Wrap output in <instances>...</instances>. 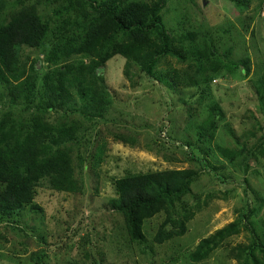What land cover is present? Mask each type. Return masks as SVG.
I'll return each mask as SVG.
<instances>
[{
    "label": "rangeland",
    "instance_id": "374dc122",
    "mask_svg": "<svg viewBox=\"0 0 264 264\" xmlns=\"http://www.w3.org/2000/svg\"><path fill=\"white\" fill-rule=\"evenodd\" d=\"M4 1L3 20L29 9L49 24L42 46L21 48V59L27 65L34 62L39 74L50 67L46 54L61 33L76 27L80 15L93 12L88 0ZM160 13L177 47L204 49L219 66L207 93L182 82L170 89L115 54L101 73L111 98L102 118L86 117L72 106L45 112L35 99L12 105L0 96V114L13 111L21 124L44 113L51 123L80 126L77 139L66 145L82 182L80 192H68L54 190L43 180L34 195L41 210L25 207L13 219L0 220V264H238L248 256L237 257L239 246L252 249L264 262V142L254 148L262 136L264 114L252 87L256 71L264 67V0H248L246 6L233 0H167ZM244 57L251 62L247 76L240 68ZM197 64L193 54H168L161 56L157 69H175L186 77ZM212 101L220 113L212 136L202 137L199 127ZM71 105L77 106V100ZM221 149L231 150L232 156L226 158ZM247 149L253 150L249 158ZM182 168L197 175L164 228L177 230L182 210L189 213L184 232L157 243L154 236L166 217L160 212L145 221L144 243L130 239L123 213L109 206L116 196L114 180ZM231 222L235 231L205 258L191 259L201 239Z\"/></svg>",
    "mask_w": 264,
    "mask_h": 264
},
{
    "label": "trees",
    "instance_id": "16d2710c",
    "mask_svg": "<svg viewBox=\"0 0 264 264\" xmlns=\"http://www.w3.org/2000/svg\"><path fill=\"white\" fill-rule=\"evenodd\" d=\"M166 1L88 0L92 14L80 15L76 27L61 33V40L46 54L50 67L39 74L34 62L27 65L21 59V48L23 45L42 46L50 31L49 24L29 9H22L9 20H3L5 1L0 0V85L3 86L0 96L5 95L12 105H28L35 99L37 106L45 112L72 106L71 109H78L86 117L102 118L111 98L101 73L106 61L115 54L122 55L127 62H133L146 75L170 89L177 88L182 82L186 87L200 90V94L207 93L219 66L204 49L193 47L183 51L175 45L160 13ZM233 1L237 6H246L248 0ZM188 53L195 55L198 64L186 77L180 76L175 69L165 72L157 69L161 56L170 54L182 58ZM205 59L206 65L202 63ZM240 62V68L247 76L251 70L249 57ZM255 75L252 87L264 114V67ZM76 100L78 105H71ZM219 113V104L212 101L208 115L199 127L200 136H212L215 117ZM43 116L44 113L31 116L21 124L13 111L0 114V220L13 219L25 207L41 210L34 203V195L43 180L54 190H82V182L75 175L66 145L77 139L80 126L67 121L51 123ZM262 130L254 148L264 142V128ZM119 138L127 142L123 136ZM222 152L226 158L232 156L231 150L221 149ZM252 153L253 150H249L245 158ZM196 175L197 171L190 168L124 175L113 182L116 196L110 199L109 206L123 213L127 233L138 243L146 241L145 221L164 212L166 217L154 236L157 243H162L184 232L185 221L189 219L186 211H180L177 230L165 231L164 227L173 219L171 212L175 203L190 190ZM235 224L231 222L201 239L190 253L191 259L205 258L211 248L236 230ZM262 225L264 227V217ZM237 249L238 258L241 253L248 255L238 264H264L252 249L240 246Z\"/></svg>",
    "mask_w": 264,
    "mask_h": 264
},
{
    "label": "built area",
    "instance_id": "2783aa9c",
    "mask_svg": "<svg viewBox=\"0 0 264 264\" xmlns=\"http://www.w3.org/2000/svg\"><path fill=\"white\" fill-rule=\"evenodd\" d=\"M162 134H165V132L163 131Z\"/></svg>",
    "mask_w": 264,
    "mask_h": 264
}]
</instances>
